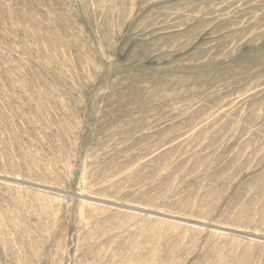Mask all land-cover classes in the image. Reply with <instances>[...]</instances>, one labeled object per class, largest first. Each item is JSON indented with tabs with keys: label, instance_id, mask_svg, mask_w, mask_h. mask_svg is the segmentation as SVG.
I'll return each instance as SVG.
<instances>
[{
	"label": "rangeland",
	"instance_id": "obj_1",
	"mask_svg": "<svg viewBox=\"0 0 264 264\" xmlns=\"http://www.w3.org/2000/svg\"><path fill=\"white\" fill-rule=\"evenodd\" d=\"M0 264H264V0H0Z\"/></svg>",
	"mask_w": 264,
	"mask_h": 264
},
{
	"label": "water",
	"instance_id": "obj_2",
	"mask_svg": "<svg viewBox=\"0 0 264 264\" xmlns=\"http://www.w3.org/2000/svg\"><path fill=\"white\" fill-rule=\"evenodd\" d=\"M74 175H77V173L75 172Z\"/></svg>",
	"mask_w": 264,
	"mask_h": 264
}]
</instances>
